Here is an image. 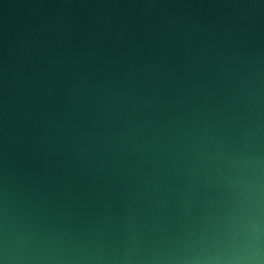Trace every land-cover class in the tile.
Returning a JSON list of instances; mask_svg holds the SVG:
<instances>
[{
    "label": "water",
    "instance_id": "95a60500",
    "mask_svg": "<svg viewBox=\"0 0 264 264\" xmlns=\"http://www.w3.org/2000/svg\"><path fill=\"white\" fill-rule=\"evenodd\" d=\"M264 259V0H0V259Z\"/></svg>",
    "mask_w": 264,
    "mask_h": 264
},
{
    "label": "clouds",
    "instance_id": "9594fccd",
    "mask_svg": "<svg viewBox=\"0 0 264 264\" xmlns=\"http://www.w3.org/2000/svg\"><path fill=\"white\" fill-rule=\"evenodd\" d=\"M0 264H7V259H0ZM225 264H264V259L261 258L260 250L257 246L243 258L229 260Z\"/></svg>",
    "mask_w": 264,
    "mask_h": 264
}]
</instances>
